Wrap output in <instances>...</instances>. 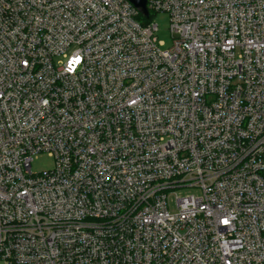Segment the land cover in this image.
Returning a JSON list of instances; mask_svg holds the SVG:
<instances>
[{
    "label": "built area",
    "instance_id": "1",
    "mask_svg": "<svg viewBox=\"0 0 264 264\" xmlns=\"http://www.w3.org/2000/svg\"><path fill=\"white\" fill-rule=\"evenodd\" d=\"M147 9L0 0V264H264V0Z\"/></svg>",
    "mask_w": 264,
    "mask_h": 264
},
{
    "label": "rangeland",
    "instance_id": "2",
    "mask_svg": "<svg viewBox=\"0 0 264 264\" xmlns=\"http://www.w3.org/2000/svg\"><path fill=\"white\" fill-rule=\"evenodd\" d=\"M155 22L159 25V32L157 33V38L159 41L164 43L162 49H168L173 44L172 35L170 32V21L167 15L161 14L155 17ZM54 166V160L45 154L38 155L32 164V169L35 173L42 171L51 170ZM191 193H196L195 189L188 190Z\"/></svg>",
    "mask_w": 264,
    "mask_h": 264
},
{
    "label": "water",
    "instance_id": "3",
    "mask_svg": "<svg viewBox=\"0 0 264 264\" xmlns=\"http://www.w3.org/2000/svg\"><path fill=\"white\" fill-rule=\"evenodd\" d=\"M132 3L139 9H141V11L145 14V15H149V11L147 9V0H131Z\"/></svg>",
    "mask_w": 264,
    "mask_h": 264
}]
</instances>
